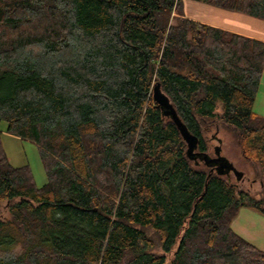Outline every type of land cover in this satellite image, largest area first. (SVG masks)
I'll list each match as a JSON object with an SVG mask.
<instances>
[{"label": "trees", "instance_id": "16d2710c", "mask_svg": "<svg viewBox=\"0 0 264 264\" xmlns=\"http://www.w3.org/2000/svg\"><path fill=\"white\" fill-rule=\"evenodd\" d=\"M201 1L264 18V0ZM263 67L264 42L182 0H0V122L46 174L11 164L0 132V264H264L230 226L241 206L264 214ZM156 82L198 150L208 121L233 130L259 194L187 157Z\"/></svg>", "mask_w": 264, "mask_h": 264}, {"label": "crops", "instance_id": "0c3cea01", "mask_svg": "<svg viewBox=\"0 0 264 264\" xmlns=\"http://www.w3.org/2000/svg\"><path fill=\"white\" fill-rule=\"evenodd\" d=\"M182 13L186 18L193 21L264 42V18L211 5L201 0H182ZM260 97H264V67L252 102V110L258 115H264ZM0 132L2 136L4 130L1 128ZM5 133L10 134L6 131ZM20 139L36 146L35 143L29 140ZM45 182L46 179L43 180L40 186ZM230 226L238 236L264 251V214L251 207L241 206L232 219Z\"/></svg>", "mask_w": 264, "mask_h": 264}, {"label": "rangeland", "instance_id": "374dc122", "mask_svg": "<svg viewBox=\"0 0 264 264\" xmlns=\"http://www.w3.org/2000/svg\"><path fill=\"white\" fill-rule=\"evenodd\" d=\"M260 103L264 108V97H260ZM257 116L264 117V115L258 114ZM208 124L207 129H205L203 133V137L209 145L207 146L208 153L211 156H214L213 147L220 144L221 154L225 156L236 169L243 172V176L240 180H236L232 172L230 174V181L236 184V189L240 188L248 191L250 194H259L262 187L261 182L263 180V176H260L261 171L259 168H255L251 163H249V161L242 159L233 130L226 128L219 120L208 121ZM1 128L4 130L3 135L1 136L3 147L7 152L10 163L13 165L28 163L35 184L40 186L43 180L46 179V174L38 147L33 144H29L28 141L6 134V123L4 121L0 122V129ZM170 259L171 256L168 255L167 262Z\"/></svg>", "mask_w": 264, "mask_h": 264}, {"label": "water", "instance_id": "95a60500", "mask_svg": "<svg viewBox=\"0 0 264 264\" xmlns=\"http://www.w3.org/2000/svg\"><path fill=\"white\" fill-rule=\"evenodd\" d=\"M152 99L155 106L160 108L162 115L170 117L176 125L183 141L186 143L187 157L194 161H203L205 165L210 167L207 174L208 176L213 171L219 175L229 174L231 171L236 180H240L242 178L243 172L236 169L233 164L221 154L220 144L213 147L214 156H211L206 151L197 149L198 137L191 133L184 122L179 118L168 96L161 90L159 82L154 83L152 87Z\"/></svg>", "mask_w": 264, "mask_h": 264}, {"label": "flooded vegetation", "instance_id": "af4514ba", "mask_svg": "<svg viewBox=\"0 0 264 264\" xmlns=\"http://www.w3.org/2000/svg\"><path fill=\"white\" fill-rule=\"evenodd\" d=\"M229 174H231V171L229 172Z\"/></svg>", "mask_w": 264, "mask_h": 264}]
</instances>
